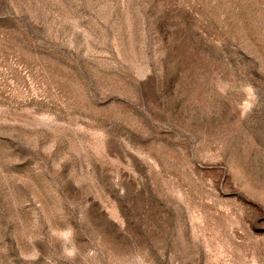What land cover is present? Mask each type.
Listing matches in <instances>:
<instances>
[{
    "label": "rangeland",
    "instance_id": "obj_1",
    "mask_svg": "<svg viewBox=\"0 0 264 264\" xmlns=\"http://www.w3.org/2000/svg\"><path fill=\"white\" fill-rule=\"evenodd\" d=\"M0 264H264V0H0Z\"/></svg>",
    "mask_w": 264,
    "mask_h": 264
}]
</instances>
